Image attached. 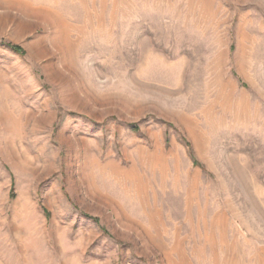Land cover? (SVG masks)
Listing matches in <instances>:
<instances>
[{
  "label": "rangeland",
  "instance_id": "374dc122",
  "mask_svg": "<svg viewBox=\"0 0 264 264\" xmlns=\"http://www.w3.org/2000/svg\"><path fill=\"white\" fill-rule=\"evenodd\" d=\"M0 264H264V0H0Z\"/></svg>",
  "mask_w": 264,
  "mask_h": 264
}]
</instances>
